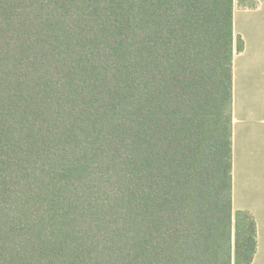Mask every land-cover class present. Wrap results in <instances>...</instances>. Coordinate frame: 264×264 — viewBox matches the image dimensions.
Here are the masks:
<instances>
[{"label":"trees","instance_id":"obj_1","mask_svg":"<svg viewBox=\"0 0 264 264\" xmlns=\"http://www.w3.org/2000/svg\"><path fill=\"white\" fill-rule=\"evenodd\" d=\"M234 2L0 0V264H251Z\"/></svg>","mask_w":264,"mask_h":264},{"label":"crops","instance_id":"obj_2","mask_svg":"<svg viewBox=\"0 0 264 264\" xmlns=\"http://www.w3.org/2000/svg\"><path fill=\"white\" fill-rule=\"evenodd\" d=\"M233 32L243 41L232 70V207L256 224L251 264H264V0L234 4Z\"/></svg>","mask_w":264,"mask_h":264},{"label":"rangeland","instance_id":"obj_3","mask_svg":"<svg viewBox=\"0 0 264 264\" xmlns=\"http://www.w3.org/2000/svg\"><path fill=\"white\" fill-rule=\"evenodd\" d=\"M234 4H235V5L237 4V3H236V0H235Z\"/></svg>","mask_w":264,"mask_h":264}]
</instances>
